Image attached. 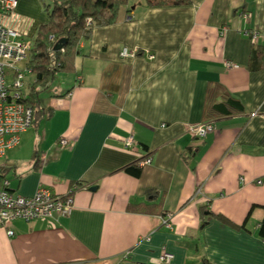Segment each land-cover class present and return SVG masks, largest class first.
I'll use <instances>...</instances> for the list:
<instances>
[{
    "label": "crops",
    "instance_id": "0c3cea01",
    "mask_svg": "<svg viewBox=\"0 0 264 264\" xmlns=\"http://www.w3.org/2000/svg\"><path fill=\"white\" fill-rule=\"evenodd\" d=\"M132 1L78 40L70 76L0 157L12 194L71 197L66 215L0 227V264H264V0ZM44 8L16 0L0 24L30 41ZM204 120L203 137L187 132Z\"/></svg>",
    "mask_w": 264,
    "mask_h": 264
},
{
    "label": "built area",
    "instance_id": "2783aa9c",
    "mask_svg": "<svg viewBox=\"0 0 264 264\" xmlns=\"http://www.w3.org/2000/svg\"><path fill=\"white\" fill-rule=\"evenodd\" d=\"M16 0H0V11L7 12L15 7ZM88 20L86 19V22ZM252 42L256 41V33L247 31ZM18 32L12 28L0 24V157L4 152L17 144L20 134L29 126L31 111L21 101L22 96V71L28 69L18 66L25 58L29 48V41L18 39ZM132 53V52H131ZM119 56L128 54L124 47L118 52ZM150 56V55H148ZM230 66L229 62H225ZM79 80V76H75ZM213 129L211 120L198 121L186 127L187 132L201 138ZM66 138L57 139L59 145L66 144ZM122 144L130 147L133 144L131 135L123 138ZM148 157L143 158L141 163H147ZM71 209V197L69 193L56 195L47 187L38 186L29 196L12 194L5 188V181L0 184V227H5L13 218L29 221L41 215H66ZM170 213L165 212L161 222L168 224ZM7 236L12 235L11 230L6 229ZM171 254L161 250L156 263H166Z\"/></svg>",
    "mask_w": 264,
    "mask_h": 264
},
{
    "label": "trees",
    "instance_id": "16d2710c",
    "mask_svg": "<svg viewBox=\"0 0 264 264\" xmlns=\"http://www.w3.org/2000/svg\"><path fill=\"white\" fill-rule=\"evenodd\" d=\"M126 1L50 0V4L45 5L46 20L38 23L34 28L26 58L22 61L32 75L21 91L20 97V101L31 111L29 125H34L43 115L38 95L47 86L54 73L73 71L72 60L77 52L78 40L87 37L92 26L113 22L117 8ZM142 1L148 6H175L189 3V0ZM256 43V41L252 42V44ZM137 162L124 165L121 169L136 175ZM215 217L224 222L228 221L220 214H216ZM258 234L264 238V215L258 226Z\"/></svg>",
    "mask_w": 264,
    "mask_h": 264
},
{
    "label": "rangeland",
    "instance_id": "374dc122",
    "mask_svg": "<svg viewBox=\"0 0 264 264\" xmlns=\"http://www.w3.org/2000/svg\"><path fill=\"white\" fill-rule=\"evenodd\" d=\"M42 1L45 3V5L50 4V0H42ZM127 1H128V6L133 3L132 0H131L132 1L131 3H129L130 0H127ZM31 76L32 75H31V73L29 71H27V70H23L22 71V89L25 88V85L31 79ZM61 76L62 77H65V76L66 77H69L70 74L68 72H57V73H55L54 74V77L48 83V85L46 86V88H44L43 90H41L39 92V95L38 96L40 97V99H41V96L44 95L43 92H45L46 89L50 88L51 85H52V83L54 84V83H56V81L60 80L61 78H59V77H61Z\"/></svg>",
    "mask_w": 264,
    "mask_h": 264
},
{
    "label": "water",
    "instance_id": "95a60500",
    "mask_svg": "<svg viewBox=\"0 0 264 264\" xmlns=\"http://www.w3.org/2000/svg\"><path fill=\"white\" fill-rule=\"evenodd\" d=\"M92 188H93V186H90V187H89V189H92Z\"/></svg>",
    "mask_w": 264,
    "mask_h": 264
}]
</instances>
